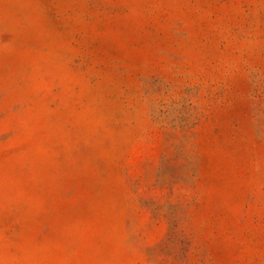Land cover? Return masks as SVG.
<instances>
[{
  "label": "rangeland",
  "instance_id": "rangeland-1",
  "mask_svg": "<svg viewBox=\"0 0 264 264\" xmlns=\"http://www.w3.org/2000/svg\"><path fill=\"white\" fill-rule=\"evenodd\" d=\"M0 264H264V0H0Z\"/></svg>",
  "mask_w": 264,
  "mask_h": 264
}]
</instances>
